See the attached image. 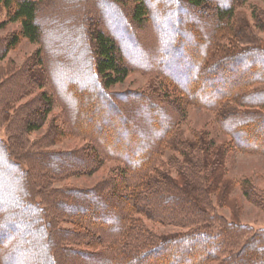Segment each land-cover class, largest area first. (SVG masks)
Listing matches in <instances>:
<instances>
[{"label":"trees","instance_id":"16d2710c","mask_svg":"<svg viewBox=\"0 0 264 264\" xmlns=\"http://www.w3.org/2000/svg\"><path fill=\"white\" fill-rule=\"evenodd\" d=\"M44 1L0 0V8L6 9L11 21L19 22L22 27L19 35L0 43V63L16 47L21 37L31 43H42L43 49L38 53L37 65L46 69V61L51 66L56 62L52 73L55 84H58V88L53 91L54 86L48 78L43 81L38 79L31 66H28L27 70L16 75L11 83L15 86L12 85L9 92H5L0 99V117L8 123L9 110L14 101L35 88L43 91L19 109V117L17 121H13L15 134L14 137L11 136V143L6 145L0 140V264H22L24 261L29 264H63L64 260V264H74L72 258L75 257L101 260L102 264H264V253L259 250L264 248V232L250 235L248 227L221 223L210 207L207 198L209 192L202 184L204 181L212 185L218 184L220 179L216 177V173L213 174L218 169L210 168V174L205 172V165L212 160L209 152L202 146L205 144L200 142L197 151L189 152L186 143H182L179 136H174L176 125H165L169 114L156 115V111L151 108L144 112L136 107L132 119H142L149 127H154L157 123L154 136L147 137L144 131L129 129L126 123H122L118 131H111L113 138H104L98 131H93V125L104 126L99 117L96 123L83 120L78 115L81 109L83 111L80 103L84 98L89 103L92 99L98 106L97 112L105 115L107 112L102 107L108 110L113 107L107 103V89L123 83L131 68L150 73L160 72L179 88L183 96L180 97L179 101L183 99L180 102L174 100V103H166L169 107L174 110L178 107L181 109V105L186 103L215 112L222 128L238 149L264 154V90H251L254 85L264 83V68L261 65L264 63V46L259 45L246 51L224 52L223 59L210 63L213 52L217 50L214 40L224 32V22L233 17V3L238 0H219L226 6L213 8L212 19L216 23L214 29L206 31L211 39L202 54H198L196 48H186L191 36L185 33L188 37L184 38L181 33V19L186 9L180 0H131L127 3L131 21L154 27L161 20L162 27L164 25L170 32V35L163 33L157 27L159 41L164 44V48L158 52L160 58L150 61L149 66L145 57L157 50L151 48L147 53L142 51L144 53L141 55L132 53L126 43L136 47L137 39L128 26L118 28L116 25L113 32L107 24L109 34L102 29L85 28L86 31L89 29L88 34L93 40L90 50L83 44L82 35L79 33L75 37L82 42L79 48L66 51L67 45L57 48L54 44L53 52L46 50V31L43 28V19L41 20V6ZM102 1L114 10L111 12L113 17L120 22L125 21L126 15H120L109 0ZM208 1L188 0V3L201 9ZM87 13L83 8L78 19L81 20ZM149 15L147 21L145 18ZM49 20L53 26L61 21L59 14L53 12L49 14ZM85 24L81 20L78 28ZM75 31L66 33L73 35ZM193 33L196 36L194 45L203 48L205 43L198 41L197 33ZM217 51L222 55V52ZM86 56H89L87 60ZM93 57L95 61L91 60ZM206 58L210 60L206 61ZM260 60L262 63H257ZM59 67L65 70H58ZM244 68L253 75L245 72ZM72 71L79 76H85L86 85H101V91L94 90L92 97H82L76 95V91L82 94L79 88L67 90L63 79L67 72ZM194 77L198 80L190 87ZM176 80L180 83L177 84ZM228 81L233 84L228 86ZM62 94L68 99L71 98H66L68 102L66 99L64 101L66 112L75 113L77 110L78 113L72 117L71 122L66 120L65 129H53L28 149L27 137L44 126L57 103L55 95L59 97ZM232 105L244 106L246 109L231 112L229 107ZM97 112L86 109L83 113L92 114L94 117ZM181 114L180 122L184 120L186 112L181 110ZM110 116L120 118L116 111ZM136 122V127L140 126L139 123L142 124L139 120ZM68 134H84L83 136L95 139L112 152L101 155L96 148L87 147L69 156L48 153L42 149L47 143H57L61 138L69 136ZM160 135H163L161 139ZM140 137L147 138L144 141ZM107 140H113L115 145ZM146 144L149 149L143 147ZM116 145L120 149L112 150ZM131 147H135V150L128 149ZM163 150L169 154L170 150H174L173 152L182 154L181 157L189 161L188 166L176 159L173 161L174 167L181 173L179 180L172 179L170 175L161 179L150 175L153 159ZM133 154H141V157L136 159ZM107 156L124 162L126 170L120 178L106 182L104 189H50V182L70 178L77 172L90 173L104 163ZM57 158L65 160L64 163L57 164ZM76 166L79 171L75 170ZM205 174L208 178H205ZM111 201L123 207L114 206ZM24 202L29 205L24 206ZM138 216L155 219L167 225L171 223L186 232L170 238L156 237L146 229ZM60 222L72 224L74 230L61 229ZM25 224H29V229L21 233L19 228L25 227ZM28 244L31 246L27 247ZM38 246L43 249L42 256H39L41 250L37 249ZM73 246H84L95 252L76 251Z\"/></svg>","mask_w":264,"mask_h":264},{"label":"rangeland","instance_id":"374dc122","mask_svg":"<svg viewBox=\"0 0 264 264\" xmlns=\"http://www.w3.org/2000/svg\"><path fill=\"white\" fill-rule=\"evenodd\" d=\"M109 1L118 9L120 15L127 16H125L124 22H120L116 17H113L111 12L114 10H111V7L109 8L106 6V4L102 3V0H45L41 6V20L43 19V28L46 31L45 39H43L48 45H46L45 49L53 52V45L56 44L55 47L57 48L67 45L66 51H73L74 48H79L80 43H82L78 38L77 40L75 38L76 36L78 37L79 33L82 35L81 39L83 44L88 50H90L91 46L93 45V40L88 34L89 29H102L104 32L109 34V31L106 27L108 24L107 26H110L112 31L115 30L116 25H118V28L128 26V28L131 29L132 33H134L137 39V44L136 47H133L129 43H126V45L127 48L131 49L132 53H135V55H141L144 53L142 51L147 53L151 48L155 49V51L157 50L156 53H149L151 55L145 54V56L147 55V57H145L147 58L145 62L148 66L150 61L154 60L156 57L160 58L158 56V52L160 49L162 50L164 48V44H161L159 41V32L157 31V27L161 28L163 33L165 32L170 35L168 28L164 27V25L162 27L161 20H158V23H156V26L154 27L152 25L149 26L147 23L138 25L130 19V10L127 3H130L131 0ZM151 1L152 0H148V2ZM180 1L186 9V12L183 13L181 19V33L184 38L188 37L185 35V33L191 36V40L187 43L186 48L188 50L196 48V52L198 54H202L209 44L208 41L211 39L210 36H207L206 31H208V29H214L216 23V20L212 19L214 13L213 8L220 5L222 8H224L226 5L220 3L219 0H209L203 8L197 9L191 6L188 3V0ZM233 4V17L224 22V32L219 36V38L214 40L217 44L216 49L222 52V55L217 50H215L212 54L213 60L211 58L212 61H210V63H213V61L217 59H223L225 57L224 52L231 53L235 52V50L246 51L259 45L264 46V2L262 0H238ZM83 8H85L88 13L86 15L84 14L81 20L87 25L85 24L84 27L78 28V23L81 22V20L78 19V15L80 14L81 10H83ZM52 12L59 14L61 20L54 26L51 25V20H49V14ZM61 15L64 16L61 17ZM149 18L150 15L145 19H148L147 21H149ZM87 27L89 29L86 31ZM21 28V24L19 22H12L8 11L1 7L0 43L5 39L13 37L14 35H19ZM66 31H75V33L71 35L72 33H66ZM193 31L197 33L198 41L205 43L203 48H197V46L194 45L196 36H194ZM67 34L69 37H73L69 38ZM87 37H89V40ZM68 45L70 49H68ZM42 46V43H31L27 39L21 37L16 47L8 52L6 58L0 63V99L3 97L5 92H9V88L12 85L15 86V84L11 83H13L16 75L21 72L23 73V70H27L28 66H31L33 74L38 77V79L43 81L44 79L48 78V80L54 86L53 91H55L58 84H55L53 75L54 73L52 72L55 70L54 65L56 66V62H54L53 66H51L49 61H46V69L37 65L38 53L41 49H43ZM69 54L70 53L68 52V55ZM75 54L77 55V53ZM87 58H89V56L85 57L86 60ZM91 60L95 61L94 57ZM209 60V58H206V61ZM164 62L166 63L167 60ZM169 62L170 61H168V63ZM259 62L262 63V60L257 61V63ZM156 63L158 62H155V64ZM261 65L262 68H264V63ZM156 68L158 69L159 67L156 66ZM58 70L65 69L59 67ZM243 70L248 74L253 75L250 70L245 68ZM165 76L160 72L150 73L138 68H131L128 77L123 83L116 84L107 89V103L109 102L111 106L113 105V107L109 110L106 107H102V109L107 112L105 115L97 112L96 107L98 106L92 101V99L89 103L85 98L83 101L81 100L80 103V106H83V111L81 109L78 115L83 117V120H90L96 123L98 122L96 119L99 117V120L101 119V122L104 124V126H98L97 124L93 125V131H98V133L102 134L104 138H106L105 136L113 138L111 131H118V128L123 125L122 123H126L129 129L134 128V130L140 129L144 131L147 134V137L154 134V127L157 125V123H155L156 125H154V127H149L142 119H138L142 124L139 123L138 126H140L136 127V124L138 123L136 121L138 120L136 117H133L136 121L132 119V114L135 113L134 110L136 107L137 109H141L144 112L151 108L152 111H156V115H159L160 113L169 114L166 117L165 125H170L171 123L172 125H176L174 136H179L183 140L181 142L186 143V145L189 147V152L193 153L194 151H197V149L200 147V142L205 144L202 146H204V149L209 152L210 158H212V160L208 162V165H205V172L210 174V168L212 170L218 169L213 172V174L216 173V177H219L220 179L218 184L212 185L207 181L202 183L207 189V192H209L207 198L209 199L210 207L212 208L213 213L216 214L219 220H221V223L225 222L226 224H238L248 227V229L251 231L250 235H252V233H263L264 154L246 152L238 149L233 144L230 135L227 134V132L222 128L221 124L219 123V116H217L215 112L198 108L186 103L181 105V109L178 107V109L174 110L173 108L169 107L167 105L168 102L174 103V100L179 101V99H181L180 97L183 96H181V93L178 90L179 88ZM197 80L198 79L194 77L190 87L195 84ZM233 80L237 81V79L234 77ZM100 81L102 84L103 81L101 78ZM63 82L65 83L67 90H82V94H79L77 93L79 91H76V95H81L82 97H92L94 90L101 91V85H93L94 87L92 85H86L85 76H79L77 73H75V71L67 72ZM176 82L177 84L180 83V81L177 80ZM232 84L233 83H231V81H228L227 83L228 86ZM251 88V90H264V83H259ZM46 89L50 91L47 86ZM42 92V90L35 88L26 93L23 97L21 96L16 102L14 101V104L9 110L8 123H5L6 120L2 121L0 117V140L4 144H10L11 136L14 137L15 130L13 127H15V123L13 121H17V118L19 117V109L27 103L33 101ZM51 92L52 91H50V93ZM64 97V94L59 97H56L55 95L57 103L53 107L50 115L47 117L44 126L39 131L31 133L27 137L28 149L33 147L34 143L42 140L45 136L50 134L53 129H65L66 120H70L71 122L72 117L76 116L78 113L77 110L75 113L69 111L66 112L64 101H66L68 98L67 96L65 98ZM70 99L71 98L69 97L68 100ZM229 108H231V112L236 110L244 111L246 109L244 106L239 105H232ZM86 109L89 111L94 110L97 113L93 117L92 114L83 113ZM181 110L182 112H186V116L184 117V120L180 122L182 115ZM115 111L119 113L120 118L116 116H110L113 115ZM107 114L109 116L106 117ZM68 135L69 136H65V138H61V140L57 143L54 141L49 144L47 143L44 147H42V149L48 153H63L65 155L68 154L69 156L73 153H77L78 151H82L87 147L96 148L101 152V155L112 152L107 150L104 146L102 147L97 141H95V139L83 136L84 134ZM162 136L160 135L159 138L161 139ZM140 138L144 139V141L146 140L145 137ZM157 140L158 139H156V142ZM117 141L120 143V140ZM108 142L114 143L113 140H109ZM117 146L118 145H116V147L113 146L112 150L118 151L120 148ZM143 147H148L147 149H149L148 144ZM162 148H164V146H162ZM128 149L133 151V149L135 150V147ZM165 151L166 150H163L161 153H158L157 156H155L151 163V169L149 173H151V176L158 179L170 175L172 179L179 180L181 173H179L174 167L173 161L175 159L181 161L185 166H188L190 163L187 158L183 159L181 157L182 154L173 152L174 150H170L171 154ZM133 155L136 157V159L141 157V154ZM107 157L108 158L104 160V163H102L96 169L90 171V173L77 172L74 173V176L70 178L50 182V189L62 190L63 188H68L85 189L86 191H93L98 188L100 189V187L104 189V184L106 182H112L113 180L115 181V179L120 178L121 174L126 170V165L124 162L113 157ZM171 157H173V160ZM55 160H57V164L64 163L65 161L58 158ZM215 164H218V166L215 167ZM75 170L79 171L80 169L78 166H76ZM207 174H205V178H208ZM109 191H111L110 188ZM37 200L40 202L39 199ZM111 202L114 206L123 207L119 203L114 204L113 201ZM27 205L29 204L24 202V206ZM139 218L146 229L156 237L170 238L176 234L186 232L185 229L175 226L171 223L168 225L163 224L155 219L151 220L145 216H140ZM94 222L98 223L96 220ZM221 223L219 222L218 224ZM104 225L106 227L108 226L107 224ZM25 227L19 228L21 233L26 229H29V224H25ZM59 227L63 230H74V226L68 222H60ZM107 229L110 228L107 227ZM6 239L7 236H5V240ZM29 246H31V244H28L27 247ZM73 248L76 251L82 250L89 251L91 253L95 252L91 249L88 250L89 248H85L84 246H73ZM37 249L41 250L39 256H42L43 249H41V246H38ZM259 250L264 253V248H259ZM59 259L61 260V256ZM72 260L71 261L74 264H102L101 260H90L86 258L80 259L79 257L72 258ZM64 263H66L65 260L63 261V264ZM22 264H29V262L24 261Z\"/></svg>","mask_w":264,"mask_h":264}]
</instances>
